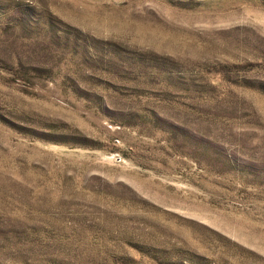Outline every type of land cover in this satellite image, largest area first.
<instances>
[{"label":"rangeland","instance_id":"1","mask_svg":"<svg viewBox=\"0 0 264 264\" xmlns=\"http://www.w3.org/2000/svg\"><path fill=\"white\" fill-rule=\"evenodd\" d=\"M0 264H264V0H0Z\"/></svg>","mask_w":264,"mask_h":264}]
</instances>
